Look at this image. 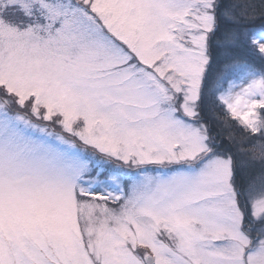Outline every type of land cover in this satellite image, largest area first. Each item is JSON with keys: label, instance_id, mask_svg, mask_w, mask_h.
<instances>
[{"label": "snow or ice", "instance_id": "snow-or-ice-1", "mask_svg": "<svg viewBox=\"0 0 264 264\" xmlns=\"http://www.w3.org/2000/svg\"><path fill=\"white\" fill-rule=\"evenodd\" d=\"M0 264H264V0H0Z\"/></svg>", "mask_w": 264, "mask_h": 264}]
</instances>
